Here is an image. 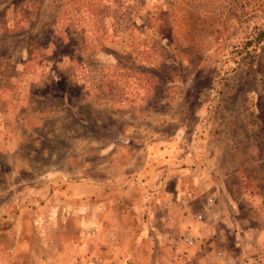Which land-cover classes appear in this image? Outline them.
Masks as SVG:
<instances>
[{
	"label": "rangeland",
	"instance_id": "obj_1",
	"mask_svg": "<svg viewBox=\"0 0 264 264\" xmlns=\"http://www.w3.org/2000/svg\"><path fill=\"white\" fill-rule=\"evenodd\" d=\"M263 30L264 0H0V264H68L81 232L117 263L100 204L156 215L195 167L264 264Z\"/></svg>",
	"mask_w": 264,
	"mask_h": 264
},
{
	"label": "crops",
	"instance_id": "obj_2",
	"mask_svg": "<svg viewBox=\"0 0 264 264\" xmlns=\"http://www.w3.org/2000/svg\"><path fill=\"white\" fill-rule=\"evenodd\" d=\"M198 169L195 167V191L177 195L174 202L166 195L165 199L160 195L158 207L163 211L156 215L150 213L151 204L141 209L137 203L138 214L130 215L129 219L120 213L100 218L105 208L103 203L100 204L99 220L92 236L101 238L108 231L105 236L109 246L119 254V261L114 264H238V257L230 256V246L240 247L243 252L252 228L236 221L237 213H226L218 207L212 184L198 182ZM139 209L143 210L142 215ZM146 210L148 214H144ZM81 233L78 248L71 249L68 264H107L108 254L93 255L97 249L94 250ZM187 237L193 240L191 246L184 242ZM228 237H232L230 245L226 244Z\"/></svg>",
	"mask_w": 264,
	"mask_h": 264
},
{
	"label": "built area",
	"instance_id": "obj_3",
	"mask_svg": "<svg viewBox=\"0 0 264 264\" xmlns=\"http://www.w3.org/2000/svg\"><path fill=\"white\" fill-rule=\"evenodd\" d=\"M198 218L200 219L201 216H198ZM184 242L188 245L191 246L193 243V240L190 237L184 238Z\"/></svg>",
	"mask_w": 264,
	"mask_h": 264
},
{
	"label": "trees",
	"instance_id": "obj_4",
	"mask_svg": "<svg viewBox=\"0 0 264 264\" xmlns=\"http://www.w3.org/2000/svg\"><path fill=\"white\" fill-rule=\"evenodd\" d=\"M260 39H264V30L260 33Z\"/></svg>",
	"mask_w": 264,
	"mask_h": 264
}]
</instances>
